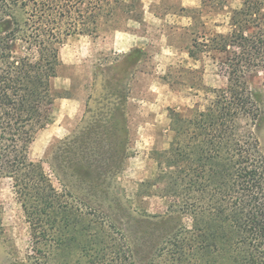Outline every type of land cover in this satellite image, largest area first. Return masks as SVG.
<instances>
[{
  "label": "trees",
  "instance_id": "1",
  "mask_svg": "<svg viewBox=\"0 0 264 264\" xmlns=\"http://www.w3.org/2000/svg\"><path fill=\"white\" fill-rule=\"evenodd\" d=\"M229 1L202 0L190 10L194 19L208 6L227 8L229 19L224 33H195L187 50L194 61L219 56L226 87L208 88L203 69L192 71L198 77L191 88L212 98L187 117L171 111L173 138L166 150L152 152L158 171L137 192L167 199L191 225L181 219L138 263L126 239L113 238L120 229L103 211L106 202L120 204L114 180L128 158L126 95L106 93L92 122L52 150L48 163L60 191L43 163L30 159V148L56 100L67 97L54 87L62 45L122 22L141 23L142 0H0V179L11 180L31 239L12 264H264V155L250 89L251 77L264 73V0H238L235 8ZM119 81H106V91L119 89Z\"/></svg>",
  "mask_w": 264,
  "mask_h": 264
},
{
  "label": "rangeland",
  "instance_id": "2",
  "mask_svg": "<svg viewBox=\"0 0 264 264\" xmlns=\"http://www.w3.org/2000/svg\"><path fill=\"white\" fill-rule=\"evenodd\" d=\"M201 1L142 0L141 23L130 20L118 28L103 29L97 37L69 38L60 48L62 66L54 80L55 89L65 91L67 97L56 100L46 127L38 132L30 148V159L43 163L60 191L48 163L52 150L92 122L98 109L104 107L106 93L126 95L128 158L114 180L120 204L106 202L103 211L111 214L120 229L112 230L113 238L120 241L124 237L138 263L153 254L181 219L185 227L191 225L190 216L181 218L160 195L137 197L139 185L158 171L152 152L166 150L173 138L170 113L187 117L195 105L203 109L212 98L211 91L191 88L198 77L193 70L203 69L206 87H226V79L216 67L219 56L206 54L194 61L187 54L195 33H224L228 29L227 8L208 6L200 17L194 15L192 19L190 10L198 9ZM229 4L235 8L239 1L230 0ZM118 77L120 88L111 86L106 91V81ZM250 89L260 108L255 134L264 155V73L251 77ZM29 233L11 180L0 179V264H12L26 255L31 246Z\"/></svg>",
  "mask_w": 264,
  "mask_h": 264
}]
</instances>
